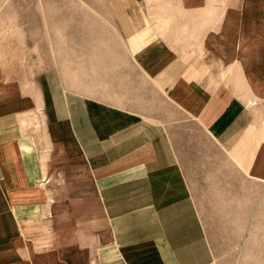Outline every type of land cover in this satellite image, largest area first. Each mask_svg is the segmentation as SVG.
<instances>
[{"label": "crops", "instance_id": "0c3cea01", "mask_svg": "<svg viewBox=\"0 0 264 264\" xmlns=\"http://www.w3.org/2000/svg\"><path fill=\"white\" fill-rule=\"evenodd\" d=\"M104 2V55L0 65V264H213L264 183V0Z\"/></svg>", "mask_w": 264, "mask_h": 264}, {"label": "rangeland", "instance_id": "374dc122", "mask_svg": "<svg viewBox=\"0 0 264 264\" xmlns=\"http://www.w3.org/2000/svg\"><path fill=\"white\" fill-rule=\"evenodd\" d=\"M112 27L104 0H0L2 74L28 85L32 72L95 60L115 44ZM239 188L234 214L215 208L205 217L213 264H264V183L249 187L242 180Z\"/></svg>", "mask_w": 264, "mask_h": 264}, {"label": "bare ground", "instance_id": "6f19581e", "mask_svg": "<svg viewBox=\"0 0 264 264\" xmlns=\"http://www.w3.org/2000/svg\"><path fill=\"white\" fill-rule=\"evenodd\" d=\"M159 33H160V35H162V36H163L165 32H163V31H160ZM19 50H20V49H19ZM263 181H264V180H263ZM39 241H41V240H39ZM89 257H90V256H89Z\"/></svg>", "mask_w": 264, "mask_h": 264}]
</instances>
